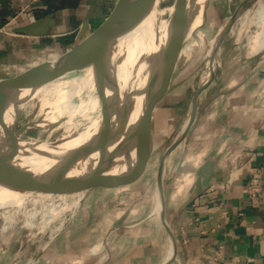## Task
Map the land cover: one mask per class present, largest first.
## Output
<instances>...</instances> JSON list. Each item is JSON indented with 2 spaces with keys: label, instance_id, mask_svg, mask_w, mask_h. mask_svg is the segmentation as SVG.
I'll use <instances>...</instances> for the list:
<instances>
[{
  "label": "crops",
  "instance_id": "obj_1",
  "mask_svg": "<svg viewBox=\"0 0 264 264\" xmlns=\"http://www.w3.org/2000/svg\"><path fill=\"white\" fill-rule=\"evenodd\" d=\"M19 1L0 0V10H7V20L0 24V134L8 125L7 112L19 106L25 80L97 28L119 2L81 0L75 8L45 12L39 0L11 21ZM40 19L49 22L45 33L17 31ZM218 65L214 89L199 103L216 91L220 94L198 113L164 169L165 217L175 247L155 201V216L130 224L128 210H116L115 196L98 198L95 209L82 202L73 217L89 226L95 222L96 233L102 232L101 224H110L102 236L92 231L71 238L59 234L37 263L264 264V51L233 61L225 52ZM177 85L155 108L153 141L155 120L161 121L170 109L171 130L162 134L177 130L183 116L177 106L184 101Z\"/></svg>",
  "mask_w": 264,
  "mask_h": 264
},
{
  "label": "rangeland",
  "instance_id": "obj_2",
  "mask_svg": "<svg viewBox=\"0 0 264 264\" xmlns=\"http://www.w3.org/2000/svg\"><path fill=\"white\" fill-rule=\"evenodd\" d=\"M24 1L26 0H21L17 3L14 15L22 12ZM177 1L160 0V7L167 8ZM240 2L241 0H210L207 4V20L186 41L174 72L173 83L178 84L176 91L181 92V96L184 97V101L177 106L183 116L177 123V130L174 133L165 135L162 134L163 131H168L169 128L171 130V127H168L174 117L171 109L164 116L162 114L161 116L159 115L160 117L163 116L161 121H158V118L155 120L156 131L152 152L144 170L138 176L123 184L116 186L101 185L94 189H89L81 204L75 210L71 205L79 200V195L68 199L55 196L43 204H33L27 201L23 203L22 209H20L14 219L7 218L4 213L5 210H1L0 264H39L37 261L41 252L47 246H50L59 234H64L63 236L71 238L92 231L97 236H102V233L106 231L104 228L109 227L110 224H101L100 230L102 232L96 233L95 227L97 224L95 222H92L90 226L89 224L74 222L73 217L78 214L82 202H86L87 206L95 209L99 204L97 202L98 198L103 200L106 198L109 201V199L116 196L113 204L118 207L116 210L119 212L122 209L128 210L126 219H128L130 224L137 222L138 218H146L149 214L156 215L154 213L153 193L163 152L180 135L182 126L188 121L192 98L196 90L210 77L206 76L207 70L213 68L215 78L219 69L218 64L225 52L229 54V61H233L234 58L239 56L248 59L249 57L260 55L264 51V47L254 50L257 45L252 46L250 42L252 37L257 36L261 27L264 26V10L262 12L258 10L262 3L264 5V0H249L243 12L224 36L220 46L218 47L217 45L219 34L223 30L224 24ZM25 10H28V8ZM247 12L250 13V18L247 23L243 24L242 19ZM200 20L201 18L195 23L200 22ZM210 63L212 67L209 65ZM59 79H62L61 81L64 84H56L55 82ZM214 86L213 79L210 85L200 92L198 102L199 99L210 93ZM27 90L28 88L22 93L18 109L7 112L5 120L8 125H11L12 121H14L19 126L28 121L35 122L36 124L26 131L25 137L37 139L45 136L44 138L48 140L56 141L73 128L81 131L89 124L87 116L91 114L97 117L101 108L108 103L102 104L97 91V82L88 80V75L84 68L72 65H68L64 74L61 73L56 80L44 86L39 94L35 96L33 103H31L32 106L30 105L29 108L21 112L19 111L20 108L27 104L24 101ZM107 95L109 98L112 96L108 86ZM161 102L163 103L164 101ZM67 115L74 116L71 120L72 123L70 122L69 124V122L66 123L64 121L60 125L52 127V122L65 118ZM163 125L165 128H163ZM133 161H135V158L131 164H133ZM114 170L117 174L123 173L126 171V165L117 166ZM138 205L140 206L138 212L136 209L133 212H129L134 206ZM62 246L60 245V248Z\"/></svg>",
  "mask_w": 264,
  "mask_h": 264
},
{
  "label": "water",
  "instance_id": "obj_3",
  "mask_svg": "<svg viewBox=\"0 0 264 264\" xmlns=\"http://www.w3.org/2000/svg\"><path fill=\"white\" fill-rule=\"evenodd\" d=\"M248 1L241 0L224 24L225 26L219 34L218 47L235 20L243 12ZM155 2L156 0H119L114 10L97 28L84 36L71 49L35 71L22 84V89L32 87L36 81L56 69H60L64 74L68 65L77 67L73 64L74 59L83 58L96 51L98 55V64L95 68L97 91L102 104L105 105L115 93L113 90L112 96L109 98L107 86L112 89V83L114 89L119 88L117 75L111 63L118 40L146 17ZM188 4H190V0H178L175 3L168 41L150 69L149 78L141 92L145 94L144 106L141 115L134 124L130 125L132 105L126 102L121 107V111L118 112V126L109 132L97 158L88 167L76 172V169L83 167L82 163L87 157L72 154L58 158L41 173L21 166L20 160L17 159L23 152L21 141L36 139L25 137L26 131L32 127L30 123L26 122L21 126L18 123L7 125L4 133L0 134V183H9L17 187H30L35 190L72 189L87 185L91 190L100 185H120L138 176L147 165L152 152V124L155 108L176 84L173 83L174 72L186 41L196 29L206 22L208 17L207 10H204L202 21L190 30ZM48 24V20L40 19L17 28V31L26 34H43L46 32ZM214 75L215 71L213 70L209 79L196 90L187 125L183 132L166 147L158 168L155 186L160 193L162 205L160 216L166 224L173 247H175L173 232L165 217L164 169L170 153L186 139L192 125L198 119V113L220 94L219 91H216L200 103L198 102L200 92L210 85ZM61 121L55 122L52 127L60 125ZM134 158L135 161L131 164ZM46 161H48L47 158ZM120 165H126V171L118 174L113 173L114 169Z\"/></svg>",
  "mask_w": 264,
  "mask_h": 264
},
{
  "label": "bare ground",
  "instance_id": "obj_4",
  "mask_svg": "<svg viewBox=\"0 0 264 264\" xmlns=\"http://www.w3.org/2000/svg\"><path fill=\"white\" fill-rule=\"evenodd\" d=\"M208 1L210 0H190V4H188V23L190 25V30L202 21L204 10L207 9L206 6L209 3ZM160 4V0H156L152 10L146 17H144L134 29L118 40L117 48L112 56L111 63L117 75L119 88L114 89L112 83V89L108 86L111 93L113 90L115 93L111 100L101 108L97 117L91 114L88 115L89 124L86 127L81 131H78L77 128H73L56 141H51L46 138H36L33 141L22 140L23 152L17 157V159L20 160L19 164L21 166L41 173L58 158L76 154L87 157L82 163L83 167L75 170L79 172L88 167L89 164L97 158L109 132H112V130L118 126V112L121 111V107L124 103L128 102L132 105L130 125L138 120L144 106L145 98V94L141 92L149 78L150 69L153 63H155L156 57L159 56V53L168 41L171 19L175 10V4L167 8H161ZM263 7L264 5L262 3L258 10L262 12V10H264ZM200 18V22L195 23ZM249 18L250 13L247 12L246 16L242 19L243 24L247 23ZM263 33L264 26L261 27L257 36L252 37L250 41L252 46L257 45L254 50H257V48L259 49V47H264ZM258 41L261 42L258 43ZM211 63L209 65L212 67ZM73 64L77 67L84 68L88 75V80L96 81L95 68L96 64H98V55L96 51L83 58L74 59ZM212 72L213 68H209L206 72V76H211ZM61 73L62 71L60 69H56L52 73L50 72L45 77L36 81L32 87L28 88L24 97V101L27 102V104L22 106L19 111L22 112L26 108H29L35 96L39 94L44 86L56 80ZM62 79L57 80L55 83L59 85L64 84L63 81H61ZM73 117V115H67L65 118H60L55 122L64 119L61 123L66 121V123L69 122L70 124V122L72 123L71 120ZM28 122L31 126L36 124L33 121ZM55 122H52V126ZM187 122L182 126L181 132H183ZM14 123L16 122L12 121V124ZM46 158L48 161H46ZM88 190L89 187L87 185L72 189L47 188L35 190L30 187H17L9 183H0V211L5 210L4 213L6 217L14 219L16 214L22 209L23 203L27 201L33 204H43L45 201L55 196L68 199L72 196L79 195V200L76 199V203L71 205L75 210V208L81 204ZM153 198L156 203L155 211L161 213L162 205L160 193L157 188L154 190Z\"/></svg>",
  "mask_w": 264,
  "mask_h": 264
},
{
  "label": "trees",
  "instance_id": "obj_5",
  "mask_svg": "<svg viewBox=\"0 0 264 264\" xmlns=\"http://www.w3.org/2000/svg\"><path fill=\"white\" fill-rule=\"evenodd\" d=\"M45 5V12L54 11L63 7L75 8L81 0H42ZM7 20V10H0V24H4Z\"/></svg>",
  "mask_w": 264,
  "mask_h": 264
},
{
  "label": "built area",
  "instance_id": "obj_6",
  "mask_svg": "<svg viewBox=\"0 0 264 264\" xmlns=\"http://www.w3.org/2000/svg\"><path fill=\"white\" fill-rule=\"evenodd\" d=\"M39 0H27V1H24V4H22V12L23 10H25L26 8H29V7H32V6H35L36 4H38ZM0 5H1V2H0ZM22 12L20 13H17L15 16L11 17V21L14 20L18 15H20ZM250 189L252 190L251 191V194L254 196L256 194V188L255 186H252L250 187Z\"/></svg>",
  "mask_w": 264,
  "mask_h": 264
}]
</instances>
